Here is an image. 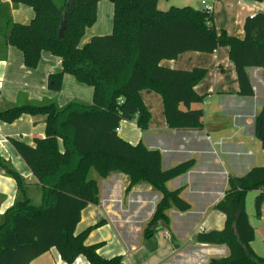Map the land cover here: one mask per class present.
<instances>
[{"label":"trees","instance_id":"obj_1","mask_svg":"<svg viewBox=\"0 0 264 264\" xmlns=\"http://www.w3.org/2000/svg\"><path fill=\"white\" fill-rule=\"evenodd\" d=\"M68 1L11 0L13 5L27 4L35 11L29 22L22 23L14 20L12 6L0 0V37L8 46L22 50L26 67L36 68L44 51L58 58L60 69L48 74L49 90L58 91L69 73L94 91L91 101L73 98L59 105L55 99L25 97L0 108V120L5 122L23 114L46 115L44 137H36L34 143L11 138L36 178L39 203L34 201L29 182L0 155V167L15 178L19 190L0 219V264H29L52 247L68 263L83 255L91 264H123L121 255L104 258L98 252L100 243H86L98 223L76 232L83 209L100 200L99 182L90 175L93 169L101 177L115 170L126 173L130 177L128 189L146 181L161 191L146 234L158 220L169 222L167 211L171 207L190 209L181 196L182 188L170 190L167 182L189 170L194 160L164 169L159 149L142 141L131 143L118 131L123 120H135L141 130L149 127L152 114L143 101V89L162 96L170 128L204 127L205 111L193 104L205 99L195 86L208 70L171 68L162 65V59H176L190 50L213 52L228 46L240 95L254 94L248 67H261L264 77V10L245 19L241 38L225 29L218 31L214 13L202 7L173 5L162 10L159 0H109L114 7L112 31L94 34L83 44L87 29L97 20L100 0H70V5ZM255 133L264 137V105L256 116ZM228 182L216 205L226 216L225 226L200 231L195 238L230 248L229 255L212 257L207 264H264V255L251 246L255 229L246 210L247 193L259 190L255 214L261 216L264 165L230 176Z\"/></svg>","mask_w":264,"mask_h":264},{"label":"crops","instance_id":"obj_2","mask_svg":"<svg viewBox=\"0 0 264 264\" xmlns=\"http://www.w3.org/2000/svg\"><path fill=\"white\" fill-rule=\"evenodd\" d=\"M2 1L12 6L15 21L27 23L35 14L33 7L27 4L13 5L11 0ZM207 1L214 6L216 29H225L227 33L241 38L244 37L245 19L264 10V0ZM162 4L159 0L158 7L162 10L176 5L173 0H164ZM196 7L201 8V5ZM102 11L108 14L111 11L113 14V3L100 0L98 16ZM112 27L111 18L99 25L95 22L87 29L82 43L88 42L94 34L111 32ZM229 50L228 46H221L213 52L190 50L176 59L164 58L160 61L162 65L171 68L189 70L203 67L208 70L206 77L195 86L199 94L205 95V99L193 104L194 108H203L205 111L203 128H170L164 113L163 98L151 89L141 90L143 101L152 114L149 127L141 130L135 120H123L120 125L119 134L125 140L131 143L142 141L150 148L159 149L164 169L194 160L189 170L167 182L170 190L182 188L181 196L191 205L189 210L181 211L171 207L167 211L169 222L158 220L150 226L151 233L146 234L148 222L162 197L161 191L146 181H140L128 189L130 177L126 173L115 170L101 177L94 169L96 173L91 170V178L99 182L100 200L98 204L91 203L83 209L76 232L98 223L88 234L86 243H100L98 252L104 258L121 255L123 264H207L212 257L230 254L227 244L201 243L195 238L200 231L222 229L225 226L226 216L216 209V205L228 188L229 177L243 175L256 165H264L257 162L264 158V148L255 133L256 116L264 105L263 69L253 66L247 68L254 94L240 95L238 75L229 57ZM58 69L60 63L53 54L50 62L43 63L41 60L36 68H27L22 50L8 46L0 37V108L25 97L35 100L53 99L52 90L47 87L48 74ZM64 80L77 93L93 90L92 86L88 88L82 85L72 74L66 73ZM86 99L90 101V96ZM45 131L46 115L43 114H23L13 122L0 120V155L24 176L32 194L37 195V198L36 178L11 138L34 143L36 137L45 136ZM253 144L262 146L257 156L251 150ZM252 191H255L254 202L260 191ZM18 194L15 178L0 167V215L13 205ZM248 194L246 210L255 229L251 246L258 255H263L264 201L261 216H256L250 210ZM29 264L91 263L83 255L68 263L62 259L57 248L52 247Z\"/></svg>","mask_w":264,"mask_h":264},{"label":"rangeland","instance_id":"obj_3","mask_svg":"<svg viewBox=\"0 0 264 264\" xmlns=\"http://www.w3.org/2000/svg\"><path fill=\"white\" fill-rule=\"evenodd\" d=\"M57 1L59 2L60 0H57ZM163 1L164 0H161V6H163V4H162ZM201 2H202V0H188V1L187 0H173V4H176L175 6H184L185 4H190V5L195 6V7L196 6H200V5L202 7L203 4ZM207 2H209V1H207ZM110 18L113 20V14L111 13V11H110L109 14L107 13V11H102L100 16H98V22L96 20V25H99V23H106L107 19H110ZM51 59H52V54L49 51H46L43 54L42 58H41L43 63L50 62ZM48 65L50 66V63H48ZM82 85H84L85 87H88V88L91 87L90 85H86V84H82ZM51 94H52V98L53 99H55L61 105H64L69 100H71L73 98H80V99H83V100H87L86 99L87 96H90V101H91L93 99L94 91L92 90V91L89 92V90H88V92H84L83 94L77 93L76 89L71 84H69L68 82H65L64 77H63V81L61 83L60 89L58 91H51ZM47 99L48 98H46V100ZM87 101H89V100H87ZM209 101H211V99ZM258 140H260V139H258ZM260 141H262V140H260ZM261 147H262L261 144H257V145L253 144V145H251V150L257 156L258 153H259L258 149L261 150ZM257 162H260L261 164H264V158L262 160H260V161H257ZM93 173H96V172L93 171ZM254 193H255V191H252V190L249 191L248 202H249L250 210H253L255 212V199H254V202H253ZM38 195H40V194H38ZM34 201H35V203H39L40 202V196H39V199H38L37 195H35ZM1 216L2 215H0V219H1Z\"/></svg>","mask_w":264,"mask_h":264},{"label":"built area","instance_id":"obj_4","mask_svg":"<svg viewBox=\"0 0 264 264\" xmlns=\"http://www.w3.org/2000/svg\"><path fill=\"white\" fill-rule=\"evenodd\" d=\"M202 4H203L202 8H204L207 11L213 12L214 6L212 3L207 2V1H202ZM119 130H120V128H118V131Z\"/></svg>","mask_w":264,"mask_h":264},{"label":"water","instance_id":"obj_5","mask_svg":"<svg viewBox=\"0 0 264 264\" xmlns=\"http://www.w3.org/2000/svg\"><path fill=\"white\" fill-rule=\"evenodd\" d=\"M70 4H71V1L69 0L68 1V5H70ZM60 36H62V29H61V32H60ZM259 137L262 140V142H264V137L263 136H259Z\"/></svg>","mask_w":264,"mask_h":264}]
</instances>
